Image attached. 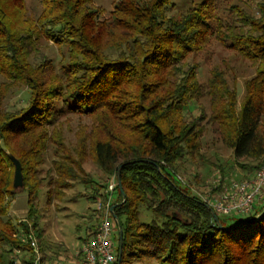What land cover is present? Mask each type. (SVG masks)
Masks as SVG:
<instances>
[{
  "label": "trees",
  "instance_id": "obj_1",
  "mask_svg": "<svg viewBox=\"0 0 264 264\" xmlns=\"http://www.w3.org/2000/svg\"><path fill=\"white\" fill-rule=\"evenodd\" d=\"M188 1L179 11L176 0H116L106 16L97 0H0V264L32 252L23 242L30 223L47 263L65 260L45 254L35 204L43 195L51 205L81 183L87 200L104 206L119 169L125 197L117 183L111 208L120 204L123 245L120 261L111 213L114 264H264V199L246 215L218 214L219 227L192 189L195 166L216 167L205 144L231 150L243 179L264 166V0L254 9ZM42 41L57 47L58 62ZM214 44L231 56L203 84L198 57ZM17 87L24 95L12 102ZM11 157L21 163L30 207L28 223L17 225L9 216L17 195ZM89 162L105 183L90 177ZM217 167L224 184L226 164ZM94 212L81 246L101 223L104 209Z\"/></svg>",
  "mask_w": 264,
  "mask_h": 264
},
{
  "label": "rangeland",
  "instance_id": "obj_2",
  "mask_svg": "<svg viewBox=\"0 0 264 264\" xmlns=\"http://www.w3.org/2000/svg\"><path fill=\"white\" fill-rule=\"evenodd\" d=\"M115 1L116 0H97V4L106 10V16H108V13L112 10ZM230 1L232 4H239L243 7L251 9H254L256 3V0ZM176 2L179 6V11H184V9L189 6L188 0H176ZM28 5L29 7L31 6L30 3ZM41 49L44 54L52 59H57L56 61L58 62L59 52L57 47L48 42L42 41ZM228 56H231L229 55V52L225 51L218 44H214L211 52L203 56L204 60L199 56L198 59L202 64V68L200 70L201 83H206L209 76V69L213 65H222V61L227 60V58H229ZM243 69H245V67H243ZM240 74H242V72H240ZM3 81L4 79L0 77V83ZM237 89L239 104H241L245 97L243 80L239 81ZM22 91V87L13 88L10 90L8 100L16 102L17 100L22 99L24 95ZM201 103L207 105V100H202ZM77 123L78 120L72 121L73 130L76 129ZM207 139H210L209 135L207 136ZM203 154H205L206 159H208L210 163L215 164L216 167L210 168L211 166L208 164L195 166V171H192V174L194 175L196 172L200 175V181L199 185H192L194 193L203 195L207 192L209 189L207 183H211L214 179L220 176L219 174L222 173L217 165L223 166L226 164V183L233 180H245L242 178V169L236 165L231 150H228L221 145L212 146L211 144H205ZM48 159L49 162L45 166V171H47L50 167L51 156H49ZM86 170L92 179L103 180L104 183L106 182V177H104L101 171L92 162L86 164ZM182 177L186 180L189 179L188 175H182ZM99 188L100 187H97V189ZM104 190L105 189L102 191L104 192ZM16 192L17 195L13 198L11 203L9 216L16 225L20 223H28L26 220L27 213L30 209L28 204V193L25 192V189L17 190ZM89 193L90 190L84 184L76 183L71 189L65 192L62 199L53 201L51 205L47 204L46 197L43 195L40 197L39 201H37L35 207L38 209L39 228L43 233V243L41 245L46 247L47 250L45 251L46 253H44L47 256H57V254L61 253V256L59 257H63L67 260L66 258H70V256L74 257L81 249L82 246L80 238H84L86 236L87 229L89 226L94 225L97 217L96 212H94L96 207H94V205L87 200L90 195ZM115 197L116 195H113V200ZM140 219L142 222L149 223L152 220V214L145 209H142ZM29 227L30 231L25 235L27 238L24 237L23 242L26 244L30 243L32 246V239H34L37 246H40L39 239L33 230L32 223L29 224ZM27 241H29V243H27ZM18 251H21V249Z\"/></svg>",
  "mask_w": 264,
  "mask_h": 264
},
{
  "label": "built area",
  "instance_id": "obj_3",
  "mask_svg": "<svg viewBox=\"0 0 264 264\" xmlns=\"http://www.w3.org/2000/svg\"><path fill=\"white\" fill-rule=\"evenodd\" d=\"M116 184L115 176L108 181L106 205L103 206L102 202L96 204L97 210L104 209V215L96 234L82 244L81 249L72 259H63L64 262L63 260L55 261L53 264H114L117 244L115 223L111 217V203ZM208 187V191L199 196L217 215L249 214L257 203L264 199V166L250 179L233 180L222 184L221 178L217 177ZM32 240V252L23 257V253L17 251L14 257L16 264H48L40 246H37L34 239Z\"/></svg>",
  "mask_w": 264,
  "mask_h": 264
},
{
  "label": "water",
  "instance_id": "obj_4",
  "mask_svg": "<svg viewBox=\"0 0 264 264\" xmlns=\"http://www.w3.org/2000/svg\"><path fill=\"white\" fill-rule=\"evenodd\" d=\"M11 160L14 164V167H15V174H14V190L17 191V190H21V189H24V176H23V172H22V166H21V163L18 159H16L15 157H11ZM116 178H117V183H118V187H119V190L120 192L123 194L124 196V193H123V187H122V184H121V175H120V169L116 175ZM125 197V196H124ZM120 204H117L116 206H114L111 210V213L116 221V224L118 226V231H119V242H120V249H119V260L121 261V257H122V245H123V230H122V225H121V222L115 217V214H114V209ZM210 211L211 213L213 214L214 216V219H215V222L217 223V225L219 227H222V224L220 222V219L219 217L217 216V214L214 212V210L210 207V206H206ZM264 216V210L263 212L257 217V220L261 219L262 217Z\"/></svg>",
  "mask_w": 264,
  "mask_h": 264
}]
</instances>
